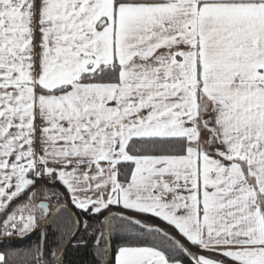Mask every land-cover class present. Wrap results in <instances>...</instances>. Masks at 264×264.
I'll return each instance as SVG.
<instances>
[{"label":"snow or ice","instance_id":"1","mask_svg":"<svg viewBox=\"0 0 264 264\" xmlns=\"http://www.w3.org/2000/svg\"><path fill=\"white\" fill-rule=\"evenodd\" d=\"M69 248L264 264V0H0V264Z\"/></svg>","mask_w":264,"mask_h":264},{"label":"trees","instance_id":"2","mask_svg":"<svg viewBox=\"0 0 264 264\" xmlns=\"http://www.w3.org/2000/svg\"><path fill=\"white\" fill-rule=\"evenodd\" d=\"M156 223H160L162 227H165V225H163L159 221H156ZM36 240H37V236H32L31 239H24V240L8 239L5 241L4 246L7 247L8 245H20V244L27 245L35 242ZM89 259L90 257L87 256L83 250L77 252L74 249L69 248L66 258V264H68V262H72V264H87V261Z\"/></svg>","mask_w":264,"mask_h":264},{"label":"water","instance_id":"3","mask_svg":"<svg viewBox=\"0 0 264 264\" xmlns=\"http://www.w3.org/2000/svg\"><path fill=\"white\" fill-rule=\"evenodd\" d=\"M8 239H19V238H16V237L6 238V240H8Z\"/></svg>","mask_w":264,"mask_h":264}]
</instances>
